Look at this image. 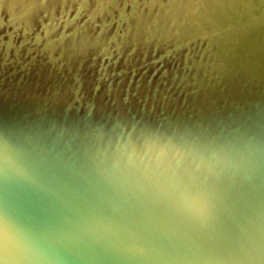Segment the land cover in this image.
I'll list each match as a JSON object with an SVG mask.
<instances>
[{
    "label": "water",
    "instance_id": "water-1",
    "mask_svg": "<svg viewBox=\"0 0 264 264\" xmlns=\"http://www.w3.org/2000/svg\"><path fill=\"white\" fill-rule=\"evenodd\" d=\"M0 264H264V0H0Z\"/></svg>",
    "mask_w": 264,
    "mask_h": 264
}]
</instances>
